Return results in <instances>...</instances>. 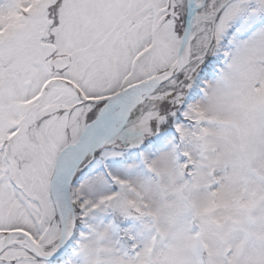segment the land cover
I'll list each match as a JSON object with an SVG mask.
<instances>
[{
    "label": "snow or ice",
    "instance_id": "6c2138e0",
    "mask_svg": "<svg viewBox=\"0 0 264 264\" xmlns=\"http://www.w3.org/2000/svg\"><path fill=\"white\" fill-rule=\"evenodd\" d=\"M0 264H264V0H0Z\"/></svg>",
    "mask_w": 264,
    "mask_h": 264
},
{
    "label": "rangeland",
    "instance_id": "374dc122",
    "mask_svg": "<svg viewBox=\"0 0 264 264\" xmlns=\"http://www.w3.org/2000/svg\"><path fill=\"white\" fill-rule=\"evenodd\" d=\"M205 198L206 197L202 194L201 199H205ZM99 247H100L101 251H104L107 249V245H100ZM98 259L103 261V260H107L108 258L106 256H98Z\"/></svg>",
    "mask_w": 264,
    "mask_h": 264
}]
</instances>
